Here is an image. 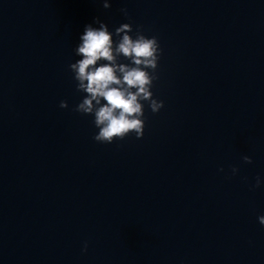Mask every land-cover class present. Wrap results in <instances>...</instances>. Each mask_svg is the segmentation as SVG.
<instances>
[{"label":"water","instance_id":"95a60500","mask_svg":"<svg viewBox=\"0 0 264 264\" xmlns=\"http://www.w3.org/2000/svg\"><path fill=\"white\" fill-rule=\"evenodd\" d=\"M109 2L0 0V264H264V0ZM95 17L158 38L140 139L74 111Z\"/></svg>","mask_w":264,"mask_h":264},{"label":"clouds","instance_id":"9594fccd","mask_svg":"<svg viewBox=\"0 0 264 264\" xmlns=\"http://www.w3.org/2000/svg\"><path fill=\"white\" fill-rule=\"evenodd\" d=\"M102 6L109 9L111 4L109 0H103ZM120 11L130 19L126 8ZM93 23L99 26H85L75 48V55L80 59L69 65L76 91L84 94L74 111L93 116L94 126L98 129L93 140L98 143L122 141L130 133L140 139L145 128L143 102L153 114L164 107V102L154 98L151 91L153 82L158 79L162 52L158 38L144 35L142 26H137L133 36L132 23H122L114 32L109 31L108 25L99 17H95ZM114 36L118 37L115 41ZM121 57L129 63L120 62ZM59 107L67 109L68 102L61 100ZM242 159L246 164L252 163L250 156L245 155ZM231 171L235 175L239 169L232 167ZM262 182L258 175L251 189L259 188ZM258 222L264 227V215L258 217ZM84 250H87L86 242Z\"/></svg>","mask_w":264,"mask_h":264}]
</instances>
